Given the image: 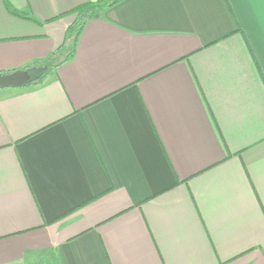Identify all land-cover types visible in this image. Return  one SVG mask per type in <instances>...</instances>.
Instances as JSON below:
<instances>
[{"label": "crops", "instance_id": "obj_1", "mask_svg": "<svg viewBox=\"0 0 264 264\" xmlns=\"http://www.w3.org/2000/svg\"><path fill=\"white\" fill-rule=\"evenodd\" d=\"M97 1L0 0V264H264V0Z\"/></svg>", "mask_w": 264, "mask_h": 264}, {"label": "trees", "instance_id": "obj_2", "mask_svg": "<svg viewBox=\"0 0 264 264\" xmlns=\"http://www.w3.org/2000/svg\"><path fill=\"white\" fill-rule=\"evenodd\" d=\"M121 1L123 0H98L97 2H87L72 10L75 19L66 32V48L69 52V58L74 54L78 38L87 22L101 15L107 8L112 7ZM43 80L44 77L41 76L33 83H38Z\"/></svg>", "mask_w": 264, "mask_h": 264}, {"label": "water", "instance_id": "obj_3", "mask_svg": "<svg viewBox=\"0 0 264 264\" xmlns=\"http://www.w3.org/2000/svg\"><path fill=\"white\" fill-rule=\"evenodd\" d=\"M31 70H23L8 74H0V88L18 87L31 83Z\"/></svg>", "mask_w": 264, "mask_h": 264}, {"label": "rangeland", "instance_id": "obj_4", "mask_svg": "<svg viewBox=\"0 0 264 264\" xmlns=\"http://www.w3.org/2000/svg\"><path fill=\"white\" fill-rule=\"evenodd\" d=\"M66 50V49H65ZM66 52V51H65Z\"/></svg>", "mask_w": 264, "mask_h": 264}]
</instances>
